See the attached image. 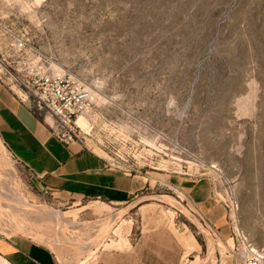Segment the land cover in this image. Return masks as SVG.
<instances>
[{
  "label": "rangeland",
  "instance_id": "1",
  "mask_svg": "<svg viewBox=\"0 0 264 264\" xmlns=\"http://www.w3.org/2000/svg\"><path fill=\"white\" fill-rule=\"evenodd\" d=\"M19 39L28 65L89 87L87 147L143 190L124 205L46 192L0 141V234L34 237L66 264H236L233 232L264 247V0H0L1 60ZM185 179L210 185L230 238Z\"/></svg>",
  "mask_w": 264,
  "mask_h": 264
},
{
  "label": "crops",
  "instance_id": "2",
  "mask_svg": "<svg viewBox=\"0 0 264 264\" xmlns=\"http://www.w3.org/2000/svg\"><path fill=\"white\" fill-rule=\"evenodd\" d=\"M0 141L18 165L30 172L38 186L61 196L127 204L143 190V184L105 158L77 144L66 146L51 135L49 127L0 83ZM179 188L198 206L222 238L227 209H217L210 185L203 180H181ZM0 257L8 264H66L52 246L34 237L0 234ZM108 264H128L121 255H107ZM116 260V262H115ZM68 264V263H67Z\"/></svg>",
  "mask_w": 264,
  "mask_h": 264
},
{
  "label": "built area",
  "instance_id": "3",
  "mask_svg": "<svg viewBox=\"0 0 264 264\" xmlns=\"http://www.w3.org/2000/svg\"><path fill=\"white\" fill-rule=\"evenodd\" d=\"M11 48L12 60L8 63L0 59V83L42 120L61 143L89 149L77 125L79 115L88 114L91 108L93 99L89 87L70 74H53L42 64L28 65V62L33 65L35 55L24 41L16 40ZM20 64L27 67L24 70L14 67ZM106 163L110 169L117 170L107 160ZM124 174L131 176L130 171ZM233 236L231 239L236 237L239 243L231 254L236 264H264V247H255L246 237L234 232Z\"/></svg>",
  "mask_w": 264,
  "mask_h": 264
},
{
  "label": "bare ground",
  "instance_id": "4",
  "mask_svg": "<svg viewBox=\"0 0 264 264\" xmlns=\"http://www.w3.org/2000/svg\"><path fill=\"white\" fill-rule=\"evenodd\" d=\"M60 74V73H59ZM90 90V89H89ZM90 92H91V97H93V94H92V91L90 90ZM51 122V121H50ZM86 119L84 118V116L83 115H79V117H78V119H77V125L79 126H81V127H83V125L84 124H86ZM79 126V129L81 128ZM15 202L16 203H18V204H21V206H23V207H25V208H33V206H31L30 204H28L24 199H21V200H18V199H16L15 200ZM5 208H6V206H5ZM47 216L49 217V218H52V220L58 225V228H60V226H61V224H63V221H62V219H63V216H62V214L61 213H59V212H57V211H51V212H47ZM196 222V224L198 223L197 221H195ZM199 224V223H198ZM59 237V236H58ZM60 238V237H59ZM59 242V241H58ZM110 242V241H109ZM112 242V245H117L118 244V242L116 243L115 241H111ZM110 242V243H111ZM107 246H110V244L108 243V244H106V245H104V248H106ZM188 246V245H187ZM190 246V245H189ZM213 248L211 247V250H212ZM190 250V249H189ZM2 262V261H1ZM0 262V264H2ZM97 262V261H96ZM86 262L85 261H80L78 264H85Z\"/></svg>",
  "mask_w": 264,
  "mask_h": 264
}]
</instances>
